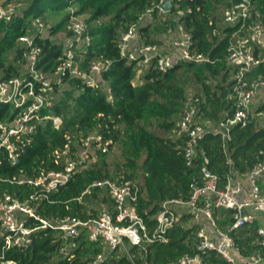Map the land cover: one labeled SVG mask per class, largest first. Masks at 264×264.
I'll list each match as a JSON object with an SVG mask.
<instances>
[{
    "label": "trees",
    "instance_id": "trees-1",
    "mask_svg": "<svg viewBox=\"0 0 264 264\" xmlns=\"http://www.w3.org/2000/svg\"><path fill=\"white\" fill-rule=\"evenodd\" d=\"M234 1L172 0V7L164 11L157 6L159 0H28L11 19L0 18L1 78L29 75L20 70V64L26 61L28 47L19 37L27 33L32 36L33 44L40 47L36 68L46 76L53 74L70 85V88L62 89L59 97L52 96L50 104L39 110V119L33 120V131L18 140L12 138L17 152L15 161L10 160L5 147L0 148V194L9 192L22 199L30 192L40 191V185L10 179L35 177L42 170L62 168L63 158L57 157L56 151L65 144L74 150V136H86L96 131L101 136L100 142H107L106 148L97 150L95 161L87 168L77 169L56 190L33 203L36 217L25 216L26 225L38 226L31 233L30 243L7 247L0 235L1 261L11 260V264H89L97 252H103L105 242L89 239L85 227H81L73 238L74 244L64 250L66 239L61 236L58 225L40 226L41 219L56 221L66 215L86 219L95 215L97 206L94 207L90 199L105 201L106 209L113 210V200L104 189H92L78 198L94 178L114 177L119 173L137 178L140 190L136 209L147 229L151 230L163 200L191 194L190 182L200 180L199 167L204 157L208 158L207 166L217 176L219 187L225 184L228 173L242 174L254 164L261 156L258 151L264 147V124L255 126L251 119L244 125L232 124L226 138L215 131L218 122L233 113L230 94L235 80L234 68L226 57L231 34L237 28L217 24V2L223 3L224 9ZM72 2L78 3L77 12L86 13L90 35L88 43L80 49L75 47L76 59L87 71L93 61L108 59V67L100 72L103 86L90 85L67 71L56 73L64 44L52 35L63 24L47 25L48 31L44 33H38L33 25L35 18L47 22L48 11L62 10ZM149 6L153 7V19L137 26L140 44L159 43L157 31L181 25L191 35V48L207 59L199 62L179 60L166 71L159 70L151 60L142 71L141 82L135 84L137 59L129 60L121 55L117 43L121 33ZM178 10H182V14H178ZM254 20L264 23V0H251L248 21ZM9 51H12L11 57ZM225 63L229 67H225ZM221 72V78L217 80L215 75ZM253 72L264 74V59L251 69L249 76L252 77ZM189 79L199 84L200 93L194 94L198 97V115L207 119L210 127L198 138L192 163L187 165L184 155L186 136L176 135L173 129L186 100L184 85ZM51 85L58 87L59 82L53 79ZM34 87L37 89L38 82ZM263 107L264 101L258 109ZM16 111L12 103L0 101V122L12 118ZM48 113L61 117L58 128L54 127L50 117L44 118ZM113 143L121 148L122 160L114 164L112 170L105 156L107 147L109 149ZM214 212L221 225L231 217L228 208H218ZM187 218L186 214L181 216L183 222ZM256 228L253 223L234 232L236 242L242 248L241 255L264 250L258 243ZM192 229L178 222L168 228L165 242L138 245L126 240L127 250L118 244L103 252V260L96 264H171L183 253L194 251Z\"/></svg>",
    "mask_w": 264,
    "mask_h": 264
},
{
    "label": "built area",
    "instance_id": "built-area-1",
    "mask_svg": "<svg viewBox=\"0 0 264 264\" xmlns=\"http://www.w3.org/2000/svg\"><path fill=\"white\" fill-rule=\"evenodd\" d=\"M159 0L157 6L162 9ZM18 4L12 0H0V18L9 20L16 14ZM251 0H236L227 5L222 11V19L227 25H235L228 45L227 62L234 68V84L230 96L233 99V113L218 122L215 131L222 134L223 138L229 136L228 130L232 124H246L251 119V104L257 91L264 87V79L249 76L251 69L259 64L264 56V23L254 20L248 21ZM153 7H146L121 33L118 47L121 55L127 59H137L136 66H147L154 60L155 66L166 71L176 61L193 60L204 61V54L191 48V35L180 25V35L174 37L172 44L174 55L161 52L157 43L140 44L137 40V26L146 23L152 16ZM182 14V10L177 11ZM33 25L38 33L47 32L46 25L40 18H35ZM67 29L71 31V43L66 47L61 56V62L56 67V73L68 72L71 75L83 78L93 86H103L104 82L100 72L109 65V60L93 61L88 71L79 66L76 59L74 45H85L90 41L87 24L83 21L70 18ZM170 30V29H169ZM19 40L27 45L25 52L26 72L29 77L15 75L8 78L0 77V101L10 102L17 111L8 120L0 122V148L8 150L11 161L17 159L14 140H18L34 130L33 120L39 119V110L45 106L44 96L47 95L51 83L47 76L38 68L36 61L40 47L33 44L30 34H23ZM95 74L98 79H95ZM58 81V80H57ZM38 82L35 89L34 84ZM264 100V98H263ZM198 97H187L179 118L174 127L176 135H185L184 145L185 162L192 163L198 138L207 130V126L198 120ZM264 116V107L257 111ZM51 118L54 127L61 123L59 115L44 114V118ZM32 121V122H30ZM77 143L81 142V153L77 149L71 150L68 144L56 151V156L64 155L63 167L60 169L42 170L35 179L16 178L11 181H28L40 185V191L30 192L26 197L19 198L9 192L2 194L0 203V235L3 236L6 246H24L31 242V233L38 226L25 224V216L36 217L37 213L33 203L47 193L56 190L60 184L65 183L72 174L79 169L80 163L86 156V148L91 138L100 142L101 136L93 131L86 136H79ZM105 146L107 142H104ZM103 144V145H104ZM261 155L254 164L244 173H228L227 180L222 187L218 186L217 176L208 168V158L204 157L199 167L200 180L190 182L191 194L187 197H171L163 200L156 214V222L148 230L143 217L136 209L139 195V182L122 173L114 177L104 176L94 178L81 191L78 198L92 189H104L113 200V210L103 209L86 219L66 215L56 221L41 219V225L46 227L56 223L61 231V236L66 239L63 249L67 250L74 244L73 238L85 227L91 240H102L108 249L118 244L126 250L125 241L133 244H144L152 241H167V230L173 224L182 222L193 227L194 251L185 252L171 264H264V250H256L248 255H241V247L237 244L234 232L239 228L253 224L256 214L264 210V147L259 151ZM70 153L73 156H70ZM228 208L231 217L225 224H220L215 209ZM186 214L187 220H181ZM258 243L264 247V226L257 225ZM235 250V257L232 250ZM212 253L214 256H212ZM103 252H97L89 264H96L103 260ZM11 260L1 261L0 264H11Z\"/></svg>",
    "mask_w": 264,
    "mask_h": 264
},
{
    "label": "rangeland",
    "instance_id": "rangeland-1",
    "mask_svg": "<svg viewBox=\"0 0 264 264\" xmlns=\"http://www.w3.org/2000/svg\"><path fill=\"white\" fill-rule=\"evenodd\" d=\"M13 2L17 3V11H19L25 4L26 2H28V0H12ZM225 5L221 2H217V24H219L221 27L227 25L223 19H222V11H223V7ZM78 10V3L77 2H72L69 6L65 7L62 10H50L48 11L47 15H46V20L47 22H44L47 25H56V23H62L63 26L52 36L56 39H59L61 42H63L64 44V49L66 47H69L70 43H71V34H69L67 32V24L70 20V18H74L80 21H83L84 23H87L86 21V13L85 12H77ZM153 19V17L151 16L150 18H147L145 22L151 21ZM47 29V27H46ZM48 31V30H47ZM158 35L157 38L159 40L158 44V49L161 52L170 54V55H174L175 54V50L173 48V44H172V40L174 37H178L180 35V25H175L174 27H172L170 30L167 31H157ZM221 35V34H220ZM80 46V47H79ZM81 44H77L74 45L75 47H78L79 49L81 48ZM75 51V50H74ZM76 53V52H75ZM12 55V51H9L8 56L11 57ZM77 56H80L79 54H77ZM261 56H264V52L261 53ZM20 64V63H19ZM140 67V66H138ZM225 67H229V65L227 63H225ZM20 70L22 72L26 71V64H20ZM46 74V73H44ZM137 74V75H136ZM221 73H219L218 75H215V77L217 78V80H219L221 78ZM254 78H261L264 79V74H256L255 72H253L252 74ZM251 77V76H250ZM55 79L57 82H59V86L55 87L53 85H51V88L48 89L47 95L44 96V104L45 106H48L51 102V97H59V95L62 92L63 88H70V85L67 84V82H62L60 81L56 76H54L53 74L49 76V74L47 75V79L49 80V82L52 84L53 79ZM95 79H98V76L95 74L94 76ZM141 80V73H138V70L135 72V76H134V83L138 84L140 83ZM211 82V81H210ZM184 90H185V94H186V98L190 97V96H194V94H198L199 92V84L195 81V80H191L189 79V81L187 80L185 85H184ZM264 87H261L258 91L256 96L253 99V102L251 104V120L254 121L255 126H260L262 124H264V116L261 113H257V111L259 110V106L260 104L264 101ZM198 120L201 123H204L205 126L210 127L209 122L207 119L203 118L202 116L198 117ZM171 136L174 135L173 133L170 134ZM79 136H82L81 134L74 136L73 137V141H74V146L75 149H77V153H81V148H83V144L81 142L77 143L79 140ZM106 148L105 144L103 145L101 142H99L97 139L95 138H91L89 140V144L87 146H85L84 148H86V156L84 158V160L80 163L79 169H85L88 167V165L92 162L95 161L96 157H97V150L99 148ZM60 150H58L59 152ZM107 153H106V160L108 162V164L110 165V169H114V164H116L117 162H120L122 160V151L121 148L116 144L113 143L112 146L108 149L107 147ZM61 158H63V161H65V158L63 154L60 155ZM41 172H39L40 174ZM37 174L35 177L34 176H24L23 178L25 180L27 179H35L38 177ZM117 174H115L114 176H116ZM136 181L137 178H134ZM2 194H0V203H1V199H2ZM90 203H93L94 207L97 206V212L106 209L107 204L105 201H99L96 199H90L89 201ZM256 221H255V225H259L260 223L262 224V226H264V210L258 212L256 214ZM186 224V221L185 223ZM108 251V248L105 246L103 248V252L106 253ZM235 250H232V254L235 255V257H237V255L235 254Z\"/></svg>",
    "mask_w": 264,
    "mask_h": 264
},
{
    "label": "water",
    "instance_id": "water-1",
    "mask_svg": "<svg viewBox=\"0 0 264 264\" xmlns=\"http://www.w3.org/2000/svg\"><path fill=\"white\" fill-rule=\"evenodd\" d=\"M162 9L164 11L166 10H169L171 7H172V0H165L163 3H162Z\"/></svg>",
    "mask_w": 264,
    "mask_h": 264
},
{
    "label": "crops",
    "instance_id": "crops-1",
    "mask_svg": "<svg viewBox=\"0 0 264 264\" xmlns=\"http://www.w3.org/2000/svg\"><path fill=\"white\" fill-rule=\"evenodd\" d=\"M174 48V47H173ZM145 66L141 65L140 67L137 66V69L136 71L138 70V73H141L142 74V71L144 70ZM137 75V74H136ZM141 82V80H140ZM259 225H262L261 223Z\"/></svg>",
    "mask_w": 264,
    "mask_h": 264
}]
</instances>
